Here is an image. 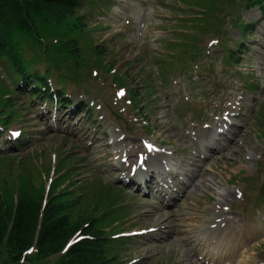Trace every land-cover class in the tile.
Returning <instances> with one entry per match:
<instances>
[{"label":"rangeland","instance_id":"rangeland-1","mask_svg":"<svg viewBox=\"0 0 264 264\" xmlns=\"http://www.w3.org/2000/svg\"><path fill=\"white\" fill-rule=\"evenodd\" d=\"M103 1L109 3L113 0ZM119 1L121 5L113 4L110 11H104L102 16L89 14V27L95 26L93 44L104 41L112 51L103 47L100 54L84 53L83 56L89 62L100 57L102 64L83 71L75 64H59L51 75L60 83H66L76 81L81 73L84 78L80 77V84L70 83L67 91L75 96L76 103L83 101L86 109L90 108L89 99L95 108L100 104L106 106L116 125L107 116L100 121L97 116L101 111L98 109L91 107L90 114L84 113L81 108L72 110L60 106L56 110L53 103L33 98L30 88L16 89V102L11 100L6 109L18 111L17 119L9 125L1 122L6 130L3 134L0 132V184L4 177H15L22 169L34 172L36 184L44 179L48 185L49 174L53 173L55 165L60 164L64 154L67 158L81 153L88 156V162L80 164L79 161L76 172L66 169L64 172L67 174L56 184L59 189L69 178L74 180L64 189L69 206L71 203L77 205L69 210L72 222L79 218L82 211L87 210L88 214L93 208L106 206L104 194L95 190L101 182L91 180V177H97L121 184L126 191L119 185L113 188L119 200H125V207L130 210V217L121 226L127 230L158 228L154 233L133 238L132 241L123 239L116 242L118 247L114 249L121 255L118 256L119 264H128L132 258L138 259L133 264H264V198L259 197L260 186L264 184V19L256 8L248 10L240 0ZM91 5L99 9L100 3L92 2ZM230 14L241 16L240 20H257L254 37L247 41L250 49L245 63L242 67L235 66V71L250 69L253 72L252 76L259 84L253 90L249 87L245 90L244 77L249 74L237 75L230 71L228 68L232 66H227L224 59L218 58L214 68L208 67L217 59L220 49L225 50L223 56L227 54L237 58L231 46L237 45L235 38L240 36V29L226 21ZM85 23L86 20L81 22L84 28ZM141 23L143 25L140 26ZM18 40L24 43L21 50L26 51L31 62H35L33 66L44 72L47 65L41 62L44 60L39 56L45 52L52 60L48 46L26 36L19 35ZM7 70H0V87L6 91L8 87L16 88ZM203 75L208 78L194 82ZM153 80L155 85L149 86L148 83ZM221 80L226 84L215 92L213 85ZM80 89L86 92L85 98ZM88 93L91 95L88 96ZM237 96L242 102L245 96V102L232 98ZM233 100L240 102L242 107L238 119L240 126L231 128L230 138L228 135H217L218 126H214L220 118L217 114L222 115L229 109L228 105ZM203 107H208L216 116H203ZM101 113L104 114V111ZM202 116L210 120L212 128L199 131L197 138L200 140L193 144L188 140L187 133L194 132L191 125H196V118ZM11 129H22L23 132L15 142L9 141L7 136ZM240 130L241 134L232 140ZM120 132L127 137L119 141V147L127 149V153L135 157L136 153L143 151L141 137L157 139L168 150H176L174 163L180 173L186 171L180 174L181 177L193 175L197 183L203 184L204 181L206 186L185 197L178 196L179 187L176 186L174 191L177 193L161 198L166 203L156 198L154 192L139 193L132 198L127 192L130 189L119 180L120 171L115 173L114 169L110 172V163H115L111 160L107 164L105 157L110 149L104 148L105 151L101 152L98 146L104 143L103 136L107 138L115 136V133L123 136ZM213 134L219 137L216 144L210 143L216 149L211 152L209 147H200V143H208ZM205 151L213 155L200 158ZM193 153H196L198 161L193 165L183 163L182 159L187 160ZM19 165L24 167L17 168ZM66 166L70 167L67 162ZM40 170L42 173L46 171L43 178ZM190 177L187 176V180L191 183ZM55 193L53 190L52 195ZM221 193L232 194L224 203L223 207H230L224 216L237 226L239 241L236 249L217 260L212 255L214 250L198 237L203 220L219 210ZM244 194L245 201L242 202ZM256 195L258 205L254 202ZM53 202L50 198V204ZM159 205L170 212L168 219L166 216L158 217L156 213L148 214ZM78 206L82 209H76ZM102 212L104 210L90 214L86 221L98 219ZM161 219L163 222L159 223ZM105 229L111 235V227ZM71 232H67L66 239L76 233ZM86 232L89 235L94 233V226ZM90 253L99 255L94 251ZM47 260L48 264L57 261Z\"/></svg>","mask_w":264,"mask_h":264},{"label":"trees","instance_id":"trees-1","mask_svg":"<svg viewBox=\"0 0 264 264\" xmlns=\"http://www.w3.org/2000/svg\"><path fill=\"white\" fill-rule=\"evenodd\" d=\"M248 3L257 5L264 15V0H248ZM79 5V0H0V60L12 63L25 80L44 81L39 73H32L23 62L21 49L24 43L18 40L21 35L48 46L55 65L73 63L88 69V61L83 56L85 48L94 55L100 54L103 47L93 44L86 31L87 23L85 28L81 25L86 16L80 14ZM88 43L91 44L87 46ZM43 54L48 58L45 52ZM94 62L102 64L100 57ZM48 92L42 96H47ZM59 98L60 102L68 103L61 91ZM28 174H19L17 202L14 197L15 180L5 175V180L0 184V192H3L2 195L0 193V264H23L24 261L27 264H48L47 258L62 246L67 232H73L88 219L87 210L83 208L85 211L80 213L79 218L71 221L69 210L77 205L71 203L69 206L66 191H62L53 197L54 204L48 203L45 207L38 229L44 190L42 180L37 185L34 172L29 171ZM91 226L95 230L92 233L94 239L82 240L53 264H111L107 261L105 240L99 236L97 226ZM34 243L36 252L26 255L22 262L25 250ZM90 251L99 255H91Z\"/></svg>","mask_w":264,"mask_h":264},{"label":"bare ground","instance_id":"bare-ground-1","mask_svg":"<svg viewBox=\"0 0 264 264\" xmlns=\"http://www.w3.org/2000/svg\"><path fill=\"white\" fill-rule=\"evenodd\" d=\"M118 140L113 141L110 145H117ZM98 146H100L102 148V150H104V148L108 147V143L104 141V143H99ZM190 177V175H188ZM192 182L191 183H185L182 182L185 187L182 188V192L186 195H190L192 193H195L197 191V189L202 188L204 186H206V183L203 181V184H199L196 182V178L192 175V177H190ZM190 186L194 189V190H190ZM182 195V194H180ZM222 196V200L220 201V203H223L224 200L228 199L230 196H232L231 193L228 194H220ZM150 213H153L152 211H150ZM163 214H167V212H162L159 213L158 217L163 215ZM207 223V221H206ZM231 226L228 225L225 229H218V230H213V232H211L209 235H204L202 236V239L205 240V242L209 245H212L214 248V255L216 256L217 260L221 259L226 253L227 251H231L233 248L234 243L236 244L237 241H235L236 239V232H231L229 230V227ZM209 229V228H208ZM235 230V228H234ZM249 231L251 232L252 229H249ZM205 232H202L200 234H204Z\"/></svg>","mask_w":264,"mask_h":264},{"label":"snow or ice","instance_id":"snow-or-ice-1","mask_svg":"<svg viewBox=\"0 0 264 264\" xmlns=\"http://www.w3.org/2000/svg\"><path fill=\"white\" fill-rule=\"evenodd\" d=\"M120 94H121V95H123V93H122V92H121ZM149 147L151 148V145H149Z\"/></svg>","mask_w":264,"mask_h":264}]
</instances>
